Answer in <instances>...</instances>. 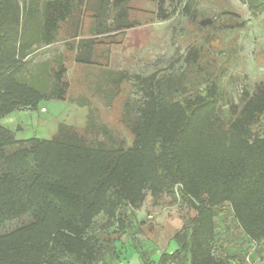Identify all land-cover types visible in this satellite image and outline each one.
I'll return each instance as SVG.
<instances>
[{
    "label": "trees",
    "instance_id": "obj_1",
    "mask_svg": "<svg viewBox=\"0 0 264 264\" xmlns=\"http://www.w3.org/2000/svg\"><path fill=\"white\" fill-rule=\"evenodd\" d=\"M192 1L186 0L184 13L210 26L193 13ZM243 1L253 12L264 11V0ZM109 2L0 0V118L19 109L35 110L44 99L68 102L67 63L95 64V46L104 43L80 38L85 11L100 21ZM114 2L113 27L88 33H113L108 43L119 45L136 22L128 0ZM164 4L156 0L161 20L168 18ZM230 22L227 29L243 28L233 16ZM64 26L66 54L51 67L43 64L36 78L25 79L33 53L58 42ZM183 61L186 72L177 80H149L137 118L127 125L129 146L90 142L63 123L49 139L16 140L0 125V264H97L113 254L123 234L129 235L127 211L139 208L145 192L153 200L180 201L195 212L173 236L177 250L162 253L157 264H228L216 253L217 216L234 220L264 252V86L251 96L245 93V101L232 107L227 119L202 46H190ZM109 74L113 85L127 81L122 72ZM87 103L80 99L81 106ZM100 215L117 236L94 230ZM26 216L28 224L2 232L6 223ZM138 255L143 264H153L144 252Z\"/></svg>",
    "mask_w": 264,
    "mask_h": 264
},
{
    "label": "rangeland",
    "instance_id": "obj_2",
    "mask_svg": "<svg viewBox=\"0 0 264 264\" xmlns=\"http://www.w3.org/2000/svg\"><path fill=\"white\" fill-rule=\"evenodd\" d=\"M92 5L95 0H88ZM102 20L97 21L85 11L84 29L80 38H93L103 44L95 46V64L79 66L67 63L70 82L69 100H41L35 110L19 109L2 118L0 125L14 133L16 140L33 137L49 139L59 123L72 126L90 142H101L114 147L124 142L129 146L132 136L127 125L137 118L139 109L149 92V80H177L186 72L183 61L187 49L202 46L208 70L214 71L223 116L231 118L232 107L241 106L245 93L251 96L257 87L264 86V11L253 12L243 0H195L191 10L199 18L210 22L202 26L191 21L183 11L186 0H165L161 20L157 15L156 0H128L131 19L136 26L125 33L121 44L111 45L107 37L89 35L88 30L113 27L118 11L114 0ZM243 23L242 29H227L230 17ZM102 23V24H101ZM66 27L59 40L49 47L38 48L32 55L23 77L36 78L43 64L51 67L52 61L65 55ZM70 55V54H69ZM68 55V56H69ZM220 74L221 70L226 69ZM110 72L118 77L122 72L127 81L113 85ZM203 85L204 78L198 80ZM51 85L45 82V87ZM80 99L87 100L81 106ZM130 232L115 242L112 255H106L97 264H143L138 251L157 264L162 253H173L177 245L173 239L195 212L180 201L168 197L153 200L149 192L139 208L128 209ZM31 218L6 223L2 232H10L26 225ZM94 230L112 237L114 228L106 223V216L94 220ZM216 253L225 257L228 264H264V252L250 241L237 227L234 220L225 216L215 218Z\"/></svg>",
    "mask_w": 264,
    "mask_h": 264
},
{
    "label": "crops",
    "instance_id": "obj_3",
    "mask_svg": "<svg viewBox=\"0 0 264 264\" xmlns=\"http://www.w3.org/2000/svg\"><path fill=\"white\" fill-rule=\"evenodd\" d=\"M83 39H84V37H83Z\"/></svg>",
    "mask_w": 264,
    "mask_h": 264
}]
</instances>
